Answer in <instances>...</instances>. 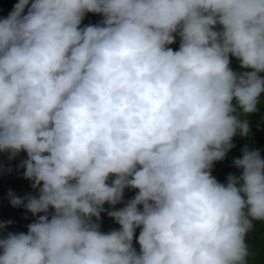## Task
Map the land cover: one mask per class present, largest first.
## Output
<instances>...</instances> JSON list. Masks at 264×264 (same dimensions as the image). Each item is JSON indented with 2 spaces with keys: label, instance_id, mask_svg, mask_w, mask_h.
<instances>
[{
  "label": "rangeland",
  "instance_id": "374dc122",
  "mask_svg": "<svg viewBox=\"0 0 264 264\" xmlns=\"http://www.w3.org/2000/svg\"><path fill=\"white\" fill-rule=\"evenodd\" d=\"M149 9L137 33L125 0H0V103L92 106L90 217L62 240L63 215L0 211V264H264V0Z\"/></svg>",
  "mask_w": 264,
  "mask_h": 264
},
{
  "label": "trees",
  "instance_id": "16d2710c",
  "mask_svg": "<svg viewBox=\"0 0 264 264\" xmlns=\"http://www.w3.org/2000/svg\"><path fill=\"white\" fill-rule=\"evenodd\" d=\"M150 2L125 0L139 11L133 26L137 33L155 20ZM154 31L159 34L158 25ZM150 41L156 37L151 35ZM249 126L264 150V106L251 116ZM91 137L92 106L86 95L0 103V211L63 215L57 232L68 240L69 231L62 229L90 217ZM237 211L243 216L261 215L259 208ZM118 261L177 264L174 255L157 249L149 254L133 249Z\"/></svg>",
  "mask_w": 264,
  "mask_h": 264
}]
</instances>
